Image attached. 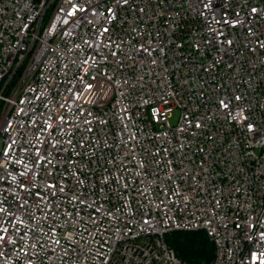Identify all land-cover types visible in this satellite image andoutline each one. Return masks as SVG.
Here are the masks:
<instances>
[{"label": "built area", "instance_id": "built-area-1", "mask_svg": "<svg viewBox=\"0 0 264 264\" xmlns=\"http://www.w3.org/2000/svg\"><path fill=\"white\" fill-rule=\"evenodd\" d=\"M174 231L264 264V0H0V264H188Z\"/></svg>", "mask_w": 264, "mask_h": 264}, {"label": "trees", "instance_id": "trees-1", "mask_svg": "<svg viewBox=\"0 0 264 264\" xmlns=\"http://www.w3.org/2000/svg\"><path fill=\"white\" fill-rule=\"evenodd\" d=\"M177 257L188 264H213L215 246L204 231H174L165 236Z\"/></svg>", "mask_w": 264, "mask_h": 264}, {"label": "rangeland", "instance_id": "rangeland-1", "mask_svg": "<svg viewBox=\"0 0 264 264\" xmlns=\"http://www.w3.org/2000/svg\"><path fill=\"white\" fill-rule=\"evenodd\" d=\"M179 116V111H176L175 114H174V117L173 119L171 120V122L174 124L175 121L177 120V117Z\"/></svg>", "mask_w": 264, "mask_h": 264}]
</instances>
